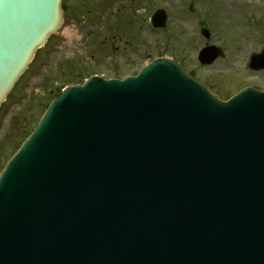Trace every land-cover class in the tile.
Segmentation results:
<instances>
[{
    "label": "water",
    "instance_id": "1",
    "mask_svg": "<svg viewBox=\"0 0 264 264\" xmlns=\"http://www.w3.org/2000/svg\"><path fill=\"white\" fill-rule=\"evenodd\" d=\"M63 19L0 0V105ZM0 264H264V92L167 57L67 87L0 176Z\"/></svg>",
    "mask_w": 264,
    "mask_h": 264
},
{
    "label": "rangeland",
    "instance_id": "2",
    "mask_svg": "<svg viewBox=\"0 0 264 264\" xmlns=\"http://www.w3.org/2000/svg\"><path fill=\"white\" fill-rule=\"evenodd\" d=\"M210 1L64 0L65 22L37 52L0 107V170L36 126L53 96L49 89L81 80L92 71L107 77L134 73L153 56L166 55L182 61L223 98L246 83L264 88V71L244 67L248 47L261 48V28L252 16L261 17L258 9L264 0H215L216 10L208 13L207 39L197 23L198 13L206 8L196 2ZM191 2L196 5L191 7ZM158 6L166 8L169 18L165 29L156 30L148 18ZM206 43L222 45L225 54L211 64L201 63L197 54ZM144 48L152 56H145Z\"/></svg>",
    "mask_w": 264,
    "mask_h": 264
},
{
    "label": "flooded vegetation",
    "instance_id": "3",
    "mask_svg": "<svg viewBox=\"0 0 264 264\" xmlns=\"http://www.w3.org/2000/svg\"><path fill=\"white\" fill-rule=\"evenodd\" d=\"M234 1H237V2H242V3H246V0H234ZM216 1L215 0H211L209 3L206 2V4H202L201 2H196V4H200L202 5L203 7L206 8V11H213L214 9L216 10ZM251 3H254L252 1H250ZM196 4H192L191 2V6L192 5H196ZM264 6V5H263ZM255 11H257V7L255 8ZM258 11H261L259 14H261V17H255V16H252V19L256 22V24L258 23V29H260V34H261V42H260V50H256L255 47H248L251 52H246V57L244 59V63H247V60L250 58V55L253 53V52H259L263 49L264 47V20H262V17H264V7L258 9ZM249 50V51H250ZM250 70V69H249ZM253 71H264V69H259V70H255V69H251ZM250 85H253L255 87H258V88H261L259 87L258 85L254 84V83H249ZM261 89H264V88H261Z\"/></svg>",
    "mask_w": 264,
    "mask_h": 264
}]
</instances>
